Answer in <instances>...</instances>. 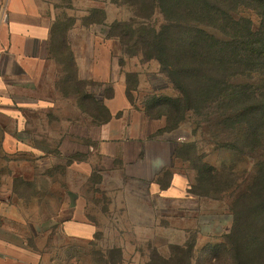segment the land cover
Masks as SVG:
<instances>
[{"label": "rangeland", "instance_id": "rangeland-1", "mask_svg": "<svg viewBox=\"0 0 264 264\" xmlns=\"http://www.w3.org/2000/svg\"><path fill=\"white\" fill-rule=\"evenodd\" d=\"M117 1L81 3L83 9L97 7V20L103 18L100 11L106 8L111 20L93 24L97 25L94 28L98 37L77 28L71 41L80 47L96 44L94 39L100 46L111 45L113 59L121 68L118 82L94 80L90 85L94 81L87 80L81 88L97 102L84 99L83 95L78 102L81 94L69 82L63 90L53 85L57 74L62 76V69H49L43 85L27 92L39 100L36 107L24 112L28 125L23 133L15 131L13 120L1 119L9 132L0 138V193L4 197L14 193L12 202L24 205L28 227H18L35 238L44 264H222L213 253L214 246L224 242L232 230V205L238 193L252 182L259 153L241 146V133L236 126H222L218 116L221 110L216 107L197 113L189 110L177 125L172 114L157 107L153 111L144 109L157 96H177L179 91L155 58L144 56L134 41L123 44L119 37L111 35L114 18H134L139 24L145 20L136 15L139 4L135 0ZM239 9V17H252L257 25L256 12L248 7ZM146 22L160 29L167 19L157 8ZM70 24L66 21L65 27ZM208 30L222 36L214 28ZM60 41L61 36L53 38L52 47L61 49ZM63 57L68 58L69 53L65 51ZM69 73L71 68L67 69ZM259 79L255 74L252 78L238 77L237 81ZM126 109L136 112L137 119L152 124L154 137L168 136L172 141L173 159L170 169H163L161 178L163 188L170 181L173 186L163 196L154 198L158 204L154 215L149 213L150 200L143 195L144 188H139V183L132 184L120 171L103 173L104 182L98 173L89 170L97 126L113 115L121 116ZM172 122L174 128H170ZM11 136L19 138L13 142ZM179 149L184 151L178 153ZM195 167L205 168L206 177L215 173L218 179L214 184L199 182ZM227 185L231 187L224 191ZM125 186L138 188L120 189ZM77 205L87 213L79 219L84 216L83 220L92 219L97 225L91 237L87 235L89 231H85L86 237H78L63 228L74 217Z\"/></svg>", "mask_w": 264, "mask_h": 264}, {"label": "trees", "instance_id": "trees-1", "mask_svg": "<svg viewBox=\"0 0 264 264\" xmlns=\"http://www.w3.org/2000/svg\"><path fill=\"white\" fill-rule=\"evenodd\" d=\"M134 2L139 4L136 15L144 17V22L139 24L134 18L116 21L110 27L111 35L119 37L123 44L134 41L144 56L155 58L179 91L177 96H157L144 109L153 111L157 107L172 114L177 125L189 110L197 113L216 107L221 110L218 116L222 126L226 129L236 126L241 133L238 139L241 146L259 153L252 182L238 193L232 205V230L224 242L214 246L213 253L222 264H264V0ZM239 7L256 12L257 25L252 17H239ZM157 8L167 19L160 29L146 22ZM98 21L103 19L100 17ZM208 28H214L222 36ZM58 30L61 28L56 33ZM65 59V64H70L71 59ZM67 66L66 70L70 69ZM255 74L260 77L258 82L237 81L238 77L252 78ZM72 78L69 73L65 83L77 88L76 92L81 94L79 102L82 95L97 102L81 88L87 81L76 83ZM174 127L172 122L170 128ZM195 168L201 183L214 184L218 179L215 173L207 178L205 168ZM230 187L227 185L224 191Z\"/></svg>", "mask_w": 264, "mask_h": 264}, {"label": "crops", "instance_id": "crops-1", "mask_svg": "<svg viewBox=\"0 0 264 264\" xmlns=\"http://www.w3.org/2000/svg\"><path fill=\"white\" fill-rule=\"evenodd\" d=\"M85 1L91 4L92 0H0V138L2 133L9 132L3 128V117L15 122L17 133H23L26 129L28 124L24 112L36 107L39 100L27 92L34 91L35 86L43 85L49 69L58 72L62 69V76L57 74L53 85L64 89L65 77L68 75L65 71L66 59L63 57L65 51L71 59L73 82H118L117 75L121 73V68L113 59L111 45L100 46L94 39L96 44L80 47L71 41L77 28L86 31L88 35L93 34L95 38L99 36L94 28L97 25H93L97 24L98 9L95 6L83 9L81 3ZM113 2L118 3L117 0ZM102 11V19L111 20L106 8ZM82 12L86 14L83 16ZM112 20L114 23L123 19ZM66 21L71 22L68 27H65ZM82 21L86 23L82 24ZM59 28L61 32L56 33ZM55 35L63 38L61 49L58 46L52 47ZM23 87L25 90H21ZM131 112L126 109L121 116L113 115L111 119L102 122L99 128L97 126V136L91 143V155L94 158H90L89 170L92 174L98 173L104 182L106 177L103 173L120 171L132 184L139 183V188H144L143 195L150 200L149 213L154 215L158 205L154 198L163 196L173 186L170 181L163 188L161 178L163 169L169 170V162L173 159V153L170 152L172 141L168 136H155V139L153 125L148 124L146 119H137L139 116L136 112ZM132 115H136L135 118ZM16 138L19 137L13 136V142L17 141ZM154 143L158 145L155 147ZM126 188L138 187H120L124 190ZM12 196L14 193L6 197L0 193V264H44L43 255L35 247V238L18 227H28L27 210L21 202H12ZM79 206H76L74 217L63 228L78 237H86L85 233L89 231L87 235L91 237L97 225L92 219L83 220L87 213L82 206L78 210ZM81 214L84 216L79 219ZM31 223L30 228L33 229Z\"/></svg>", "mask_w": 264, "mask_h": 264}]
</instances>
